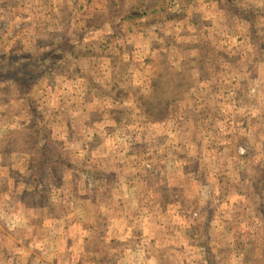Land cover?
<instances>
[{"label":"rangeland","instance_id":"1","mask_svg":"<svg viewBox=\"0 0 264 264\" xmlns=\"http://www.w3.org/2000/svg\"><path fill=\"white\" fill-rule=\"evenodd\" d=\"M113 1L0 0V264H264V0Z\"/></svg>","mask_w":264,"mask_h":264},{"label":"trees","instance_id":"2","mask_svg":"<svg viewBox=\"0 0 264 264\" xmlns=\"http://www.w3.org/2000/svg\"><path fill=\"white\" fill-rule=\"evenodd\" d=\"M113 2H114L113 5L115 6L114 12H115L116 15L119 16V18L126 19L127 17H131L132 16V13L123 14V9H122L123 1L122 0H119V1H117V0L115 1L114 0ZM129 12H131V11H129ZM251 34H252V40L255 42V44H258V46H260V47L262 45H264V35H261L262 33L259 30H252ZM74 47L75 46L71 47V49H73ZM261 54L264 55V51L263 52L261 51ZM157 86H158V84L154 85V91L157 89ZM151 97H145V96L138 97V99L140 101V107H141L144 115L147 116L152 121H156V122L165 121L168 118L166 110H167L168 105L170 104V102L169 101L166 102V105L164 104L163 112H160L159 108H161L162 105L161 104L160 105L156 104V99L155 98H151ZM120 99H124V98H120ZM42 154L44 155V158L49 160V163H48L47 167L44 169L46 175H48L49 177H52L51 175H54L53 174L54 166L59 165V166L63 167L64 165L67 164V161L66 162L63 161V162L60 163V161H61L60 158L57 157L55 159V156L52 157L50 150H47V149L44 148L42 150ZM51 158H52V160H51ZM64 167H66V166H64Z\"/></svg>","mask_w":264,"mask_h":264},{"label":"crops","instance_id":"3","mask_svg":"<svg viewBox=\"0 0 264 264\" xmlns=\"http://www.w3.org/2000/svg\"><path fill=\"white\" fill-rule=\"evenodd\" d=\"M261 17H262V19L264 20V8H263V11H262V14L260 15ZM249 20V21H248ZM247 21H248V29H249V34H250V38H252V30H259L258 29V27L255 25V23H254V20H250V18L249 19H247ZM262 34L261 35H263V32L261 31V30H259ZM253 42V41H252ZM254 44H255V42H253ZM166 121V120H165ZM164 122V121H163ZM154 123H158V122H155L154 121ZM161 123V122H160Z\"/></svg>","mask_w":264,"mask_h":264},{"label":"built area","instance_id":"4","mask_svg":"<svg viewBox=\"0 0 264 264\" xmlns=\"http://www.w3.org/2000/svg\"><path fill=\"white\" fill-rule=\"evenodd\" d=\"M5 21L4 19L2 18V16L0 15V29L3 27ZM10 26V25H9ZM9 26L7 28H9Z\"/></svg>","mask_w":264,"mask_h":264}]
</instances>
